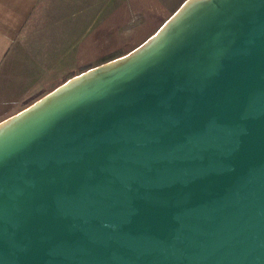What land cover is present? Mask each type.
Listing matches in <instances>:
<instances>
[{
	"label": "water",
	"instance_id": "water-1",
	"mask_svg": "<svg viewBox=\"0 0 264 264\" xmlns=\"http://www.w3.org/2000/svg\"><path fill=\"white\" fill-rule=\"evenodd\" d=\"M0 264H264V0H182L2 117Z\"/></svg>",
	"mask_w": 264,
	"mask_h": 264
},
{
	"label": "rangeland",
	"instance_id": "rangeland-1",
	"mask_svg": "<svg viewBox=\"0 0 264 264\" xmlns=\"http://www.w3.org/2000/svg\"><path fill=\"white\" fill-rule=\"evenodd\" d=\"M82 1H38L0 66V119L71 75L124 54L182 0H88L94 7L80 8Z\"/></svg>",
	"mask_w": 264,
	"mask_h": 264
},
{
	"label": "crops",
	"instance_id": "crops-1",
	"mask_svg": "<svg viewBox=\"0 0 264 264\" xmlns=\"http://www.w3.org/2000/svg\"><path fill=\"white\" fill-rule=\"evenodd\" d=\"M38 1L39 0H0V66L8 56L10 50L14 48L20 28L36 7ZM79 6H81L80 8H92L94 7V3L83 0ZM80 10L81 9H79V11ZM75 13L77 12L75 11ZM100 16L101 18L104 17L103 14ZM97 17L99 19V16ZM103 21H105V19H103Z\"/></svg>",
	"mask_w": 264,
	"mask_h": 264
}]
</instances>
